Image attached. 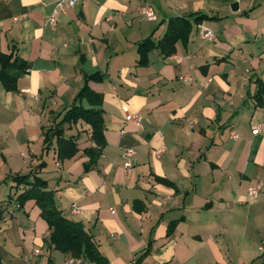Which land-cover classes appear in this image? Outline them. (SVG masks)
Returning <instances> with one entry per match:
<instances>
[{"label": "crops", "instance_id": "obj_1", "mask_svg": "<svg viewBox=\"0 0 264 264\" xmlns=\"http://www.w3.org/2000/svg\"><path fill=\"white\" fill-rule=\"evenodd\" d=\"M56 2L0 0V52L26 64L10 71L14 89L0 80V264H94L70 263L46 241L34 199L19 207L23 187L10 177L41 161L62 214L83 224L107 264L264 262V127L252 132L264 122V98L253 96L264 83V0H79L51 26ZM140 5L155 17L140 15ZM196 15L208 18L193 23ZM176 16L192 26L166 51L159 41ZM146 38L155 46L142 66L137 43ZM84 82L102 95L92 106L103 110L105 138L87 171L88 124H64L79 148L64 160L55 144L43 150L42 134Z\"/></svg>", "mask_w": 264, "mask_h": 264}, {"label": "trees", "instance_id": "obj_2", "mask_svg": "<svg viewBox=\"0 0 264 264\" xmlns=\"http://www.w3.org/2000/svg\"><path fill=\"white\" fill-rule=\"evenodd\" d=\"M208 18L207 15L194 16L193 23H199L203 19ZM192 20L186 16H176L169 18L167 27L159 45L166 51L171 50L178 38L186 37L191 29ZM154 43L150 38L143 39L137 43L139 53L138 64L146 65L148 63V52L154 48ZM13 68L20 71L26 70V64L19 58H12V54L0 52V80L6 89H14L17 75L10 71ZM97 78L94 74L87 76L85 79ZM257 100L264 98V83L258 81V89L253 95ZM85 99L91 107L85 108L82 100ZM102 95L88 87L84 82L83 87L76 94L74 102L69 108L61 113L60 118L54 125L42 127L43 134V150L48 152L55 144L56 157L58 160L73 157L79 150L77 138L75 135H64L65 123H76L78 120L84 121L90 126V139L94 143L83 149V152L89 157L84 162V170L87 171L98 160L105 144L103 134L104 120L103 110L92 105H100ZM46 166V162L41 161L36 164L28 173L12 175L10 178L16 186L22 185L23 190L16 195L19 207L27 200L34 199L41 210V216L47 222L49 228V236L46 241L53 246L54 249L64 253H69L73 257H85L94 264H107L106 258L99 252L92 235L84 228L80 221L66 218L59 208L56 192L48 187L47 181L39 175L40 170ZM0 208V217L2 214ZM147 255V251L142 253L140 257ZM261 264H264L262 262Z\"/></svg>", "mask_w": 264, "mask_h": 264}, {"label": "built area", "instance_id": "obj_3", "mask_svg": "<svg viewBox=\"0 0 264 264\" xmlns=\"http://www.w3.org/2000/svg\"><path fill=\"white\" fill-rule=\"evenodd\" d=\"M79 0H57L54 10L52 12V14L48 17V21L51 24V26H54L57 20V15L60 11H62L65 7H72L74 6ZM137 11L138 13H140V15L148 18V19H153L155 17L154 13L152 12L151 8L148 6H144V5H140L137 7ZM199 29H200V34L202 36L203 39L206 40H210L213 38V33L212 30L210 28H208L207 26L200 24L198 25ZM182 80L184 81H188V79L186 77H181ZM140 116L138 114L133 115V119L138 123ZM264 127V122H260V123H256L252 126V132L253 133H259V131ZM231 135L232 137H236V131L232 130L231 131ZM160 152V151H158ZM134 154V149L131 147H127L126 149H124L123 155H124V167L126 169H129L131 163H130V157ZM263 187V183L259 182L257 183L255 186H253L252 188L249 189V196L250 197H254L258 194V192L260 191V189ZM73 213H78L79 208L76 205L72 206V210ZM69 262H80V260L76 257L72 258L69 260Z\"/></svg>", "mask_w": 264, "mask_h": 264}, {"label": "rangeland", "instance_id": "obj_4", "mask_svg": "<svg viewBox=\"0 0 264 264\" xmlns=\"http://www.w3.org/2000/svg\"><path fill=\"white\" fill-rule=\"evenodd\" d=\"M188 80H189V78L188 77H186ZM184 81V80H183ZM186 82V81H185Z\"/></svg>", "mask_w": 264, "mask_h": 264}, {"label": "water", "instance_id": "obj_5", "mask_svg": "<svg viewBox=\"0 0 264 264\" xmlns=\"http://www.w3.org/2000/svg\"><path fill=\"white\" fill-rule=\"evenodd\" d=\"M236 6V5H235Z\"/></svg>", "mask_w": 264, "mask_h": 264}]
</instances>
